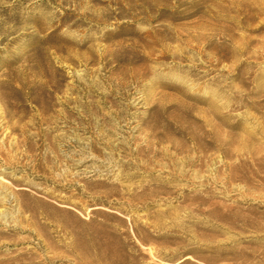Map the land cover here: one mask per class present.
<instances>
[{
    "label": "rangeland",
    "instance_id": "374dc122",
    "mask_svg": "<svg viewBox=\"0 0 264 264\" xmlns=\"http://www.w3.org/2000/svg\"><path fill=\"white\" fill-rule=\"evenodd\" d=\"M0 264H264V0H0Z\"/></svg>",
    "mask_w": 264,
    "mask_h": 264
}]
</instances>
